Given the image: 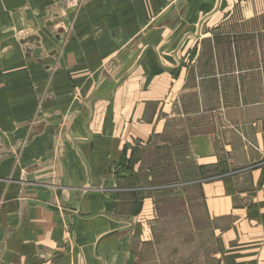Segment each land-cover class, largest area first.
I'll return each mask as SVG.
<instances>
[{"label": "crops", "instance_id": "0c3cea01", "mask_svg": "<svg viewBox=\"0 0 264 264\" xmlns=\"http://www.w3.org/2000/svg\"><path fill=\"white\" fill-rule=\"evenodd\" d=\"M0 264H264V0H0Z\"/></svg>", "mask_w": 264, "mask_h": 264}, {"label": "rangeland", "instance_id": "374dc122", "mask_svg": "<svg viewBox=\"0 0 264 264\" xmlns=\"http://www.w3.org/2000/svg\"><path fill=\"white\" fill-rule=\"evenodd\" d=\"M151 155V154H149ZM169 169H171V166L169 167L167 163L163 168L160 170V178L155 179V181H159L161 185H167L168 184H177L180 180L174 177H169L168 172ZM174 171L181 173L182 171H187L189 173H193L192 169L184 168L182 170L174 169ZM176 177V176H175ZM181 177V176H180ZM194 189V188H193ZM175 193L165 192L163 195H161L160 198L157 197V200L159 203V214L158 216L162 217H170L173 221H164L165 223L163 225H159V232L163 233H173L177 235H181L178 237L180 240L178 243L181 246V249L184 248L183 241V234L185 233L187 236H185V246L190 245L191 250L193 252V260L195 261V252L199 251V247L205 244V241H199V232H200V218H203L201 215V208L199 204V198L197 196V192L195 190L193 191H186V190H175ZM192 202L189 206V209L187 207L183 206V201ZM188 216L192 218V221L189 223L190 220H188ZM208 232H210L208 230ZM205 233V232H203ZM207 238V237H206ZM175 238L171 237L169 240L165 237L163 247L169 248V245L172 246L175 244ZM192 239V240H191ZM191 242L189 243V241ZM207 245L206 250L210 252L213 250V244L208 236L207 239ZM177 243V242H176ZM169 249H172L171 247ZM210 254V253H209Z\"/></svg>", "mask_w": 264, "mask_h": 264}, {"label": "water", "instance_id": "95a60500", "mask_svg": "<svg viewBox=\"0 0 264 264\" xmlns=\"http://www.w3.org/2000/svg\"><path fill=\"white\" fill-rule=\"evenodd\" d=\"M196 145H197V147L199 148L200 151H197L195 155L198 158H202L203 157V153H204V149H205V144L203 142V139L198 138V140L196 142Z\"/></svg>", "mask_w": 264, "mask_h": 264}]
</instances>
